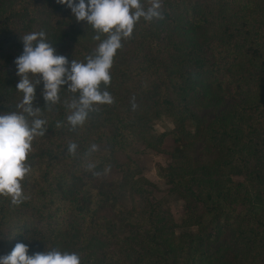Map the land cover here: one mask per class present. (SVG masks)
Masks as SVG:
<instances>
[{
  "label": "trees",
  "instance_id": "16d2710c",
  "mask_svg": "<svg viewBox=\"0 0 264 264\" xmlns=\"http://www.w3.org/2000/svg\"><path fill=\"white\" fill-rule=\"evenodd\" d=\"M161 6L159 18H140L122 39L111 82L100 85L114 102L94 106L83 126L67 121L79 93L62 85L59 102L46 105L37 85L33 107L46 131L25 161L26 199L0 196V256L23 243L29 256L56 249L77 253L81 264H264V0ZM39 31L69 66L86 63L106 39H94L96 30L57 0H0V114L17 111L22 99L8 54L19 57L21 38ZM198 109L222 111L206 123ZM163 118L173 127L156 132ZM195 144L205 159L188 153ZM144 150L170 157L158 174L182 200L179 223L163 201L149 204L142 176L134 179L141 170L130 156ZM110 172L123 175L119 188L100 182ZM121 193L140 194L142 209L121 205Z\"/></svg>",
  "mask_w": 264,
  "mask_h": 264
},
{
  "label": "clouds",
  "instance_id": "9594fccd",
  "mask_svg": "<svg viewBox=\"0 0 264 264\" xmlns=\"http://www.w3.org/2000/svg\"><path fill=\"white\" fill-rule=\"evenodd\" d=\"M66 5L75 19L85 21L98 33L94 39L100 40V34L106 39L95 49L94 55L86 58V63L69 61L55 54L53 44L47 42L44 31L32 32L21 38L23 53L15 60L16 85L22 99L16 105L17 111L0 114V196L11 197L13 204H20L26 197L21 182L29 173L30 167L25 161L31 151L35 137L45 134L46 120L41 119V110L33 107L36 87L43 82L42 96L46 105L59 102L61 86L67 84L72 93H79L68 106L71 114L67 121L72 129L83 126L96 105H111L114 98L107 90H101L111 82L110 69L113 58L122 47L121 41L130 38L134 25L144 18L151 21L161 16L159 0H149L145 9L141 0H57ZM59 126V125H58ZM78 145H68L70 154L75 155ZM97 150L92 145L89 152ZM94 167V165H89ZM28 247L17 243L13 250L0 256V264H81L77 253L61 252L52 249L28 255Z\"/></svg>",
  "mask_w": 264,
  "mask_h": 264
},
{
  "label": "rangeland",
  "instance_id": "374dc122",
  "mask_svg": "<svg viewBox=\"0 0 264 264\" xmlns=\"http://www.w3.org/2000/svg\"><path fill=\"white\" fill-rule=\"evenodd\" d=\"M159 2L161 3L162 0H159ZM7 51L8 50L5 49V52ZM18 53H20V51ZM8 55L14 56L16 59L18 58L15 55V50H11ZM221 111V109L215 110V112H213L212 109H198L195 113L200 119H204L207 123L217 114H220ZM172 127V123L163 118L155 125L154 129L156 132L161 133L172 129ZM163 147L164 152H168L169 154L173 152L174 146L172 145L171 140H166ZM188 153L192 156L194 161L205 159L203 146L201 144H195L190 147L188 149ZM130 157L135 161L138 168L141 170L140 175L134 179L142 176L148 182L143 187L149 192V204H155L158 201H163L164 206L161 208L162 211H168V214H170L174 223H179V219L183 212L182 200L176 195L170 194L167 182L158 174V167H165L169 163L170 157L168 154L144 150L139 155H131ZM120 159L122 161L121 163H123L126 157L121 156ZM121 177H123V175L120 172H110L104 177H100V182L104 185H108V189L114 187L119 188ZM120 198L121 200L119 202L121 205H124L127 208H132V206H134L136 211H140L142 209V204L145 203L143 199H140V194L132 195L130 193H121ZM105 215L108 218H112L111 212L107 211ZM114 232L120 234L118 229H114Z\"/></svg>",
  "mask_w": 264,
  "mask_h": 264
}]
</instances>
